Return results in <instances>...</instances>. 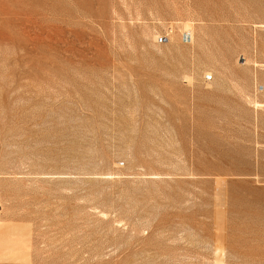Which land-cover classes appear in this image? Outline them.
<instances>
[{
  "label": "rangeland",
  "instance_id": "rangeland-1",
  "mask_svg": "<svg viewBox=\"0 0 264 264\" xmlns=\"http://www.w3.org/2000/svg\"><path fill=\"white\" fill-rule=\"evenodd\" d=\"M0 264H264V0H0Z\"/></svg>",
  "mask_w": 264,
  "mask_h": 264
}]
</instances>
